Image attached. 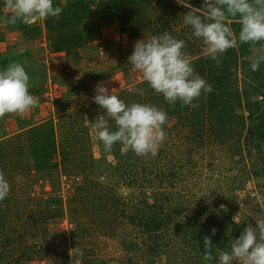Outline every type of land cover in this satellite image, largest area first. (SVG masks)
Instances as JSON below:
<instances>
[{"label": "rangeland", "instance_id": "1", "mask_svg": "<svg viewBox=\"0 0 264 264\" xmlns=\"http://www.w3.org/2000/svg\"><path fill=\"white\" fill-rule=\"evenodd\" d=\"M58 1L62 5L67 3V0ZM92 2V7H95L96 1ZM190 3L196 8L203 7V0H190ZM148 5L145 23H149V27L144 23H120L117 17L106 16L99 19L98 28L92 27L94 31H90L92 36L98 37H89L87 45L78 49L79 59L65 51H53L52 45L63 34V29H54L48 33L43 21L22 28H15L13 25L6 27L0 23V55L14 51L18 56L20 51L27 50L31 54L30 58L22 53L20 63L43 76L41 91L32 93L39 103L23 116L6 114L0 117V135L23 138L26 127L51 120L56 141L60 144L68 126V118L65 116L71 114L73 121L83 120L88 128L90 149L93 158L99 162L92 168L74 164L76 168H73L72 164L63 165L59 153L56 159L59 168L50 172L36 171L32 166L27 143L22 140L24 154H17L14 159L19 165L10 170V160H6L3 167L6 172L9 170L4 173L10 184L6 206L11 208L5 209L6 206L0 205L4 228L0 233V264H85L84 261L90 262L88 264H218L216 250L219 247H205L198 254L193 251L182 254L178 251L179 244L172 233H167L165 241H169L170 247L166 248L165 254L163 249L151 253L149 245L153 247L154 243L146 241L145 233L129 220L132 206L137 203L141 206L159 201L163 204L164 211H167V204L186 206L187 214H190L181 223L192 228L202 215H209L213 211L215 212L212 214L220 220L226 204L233 206L232 219L240 222L243 228L249 225L255 228L256 221L264 220V145L258 149L246 146V129L228 125L224 131H219L216 127L207 125L202 136L197 137L189 129L176 125V119L170 118L167 128H170L171 135L158 150V154L166 155V158L163 161L158 159V167L166 174L173 170L174 181L159 183L152 173L147 182H142L144 185L141 188L128 189L117 183L115 168L119 165L118 160L109 151H98V137L92 127L93 121L104 115V110L92 100L98 83H103L126 104H151L148 100L155 96L149 85H144L141 73L134 70L128 62L137 40L169 32L178 39L185 40L183 37H187L184 49L186 52L200 49L198 53L204 52L202 40L195 38L191 28L183 23V14L189 9L177 4L176 0H160L158 3L152 0ZM9 14L5 0H0V18ZM96 20L87 19L85 25L91 26ZM121 25L126 28L125 33L120 32ZM231 27L239 32L240 25L237 21H233ZM68 29L70 28L65 30ZM117 33L128 40H116ZM36 34L39 37L31 39ZM258 47L249 45V55L244 59L250 60ZM14 62H17L15 58L6 66L1 65L0 69ZM238 72L239 70L237 74ZM73 85L77 89L66 99L65 95ZM139 90H143V96L139 94ZM258 100L264 108V98ZM198 140H203V144ZM14 142L17 146L16 140ZM120 152L121 155L124 154V146H121ZM134 157L149 163L156 156L134 154ZM63 174L72 179L79 178L73 182L71 191H64L61 187L60 177ZM93 183L97 184L98 190L88 191L87 188ZM108 189L119 200L116 206L124 207L125 217L119 211L114 215V209L109 208ZM98 194H103V198L95 200L94 204L90 203L91 198H97ZM36 198H61V216L42 223L37 214L28 218L34 212L32 209L36 210ZM17 210L28 216L24 215L20 220L16 216ZM100 213L107 214L108 224L105 220L103 222L93 217ZM76 221L84 224L86 233L82 239L77 235V240L73 241L71 234ZM20 242L29 248L35 247L38 254L28 259L30 254L18 252ZM81 251L83 255L80 254ZM209 251L212 259L206 256ZM233 264L240 262L234 261Z\"/></svg>", "mask_w": 264, "mask_h": 264}, {"label": "trees", "instance_id": "2", "mask_svg": "<svg viewBox=\"0 0 264 264\" xmlns=\"http://www.w3.org/2000/svg\"><path fill=\"white\" fill-rule=\"evenodd\" d=\"M92 1L94 0H67V3L62 5L58 0H54L55 6L62 7V13L59 17H50L47 20H43L48 33L54 29L64 30L63 34L58 36L56 43L52 45L54 52L65 51L69 55L70 53L73 54L75 59H79L78 49L87 45L89 37H98L97 35L92 36L90 31H94L92 27L98 28V20L106 16L117 17L120 23L130 22L133 23V25L144 23V25L148 27L150 25L147 22L145 23V17H148L146 16L150 6L148 3L152 0H95L97 3L95 7H92ZM156 2L158 3L160 0H155V3ZM87 19L97 20L91 24V26H88L85 25ZM142 19H144V22ZM5 26L11 27V25ZM22 26L24 27L26 25L19 23L13 25L15 28H22ZM67 28L70 29L65 30ZM124 31L126 32V28L121 25L120 32L125 33ZM37 32L39 34L41 33L39 29ZM128 33L132 36L130 32ZM38 37V34H36L32 36L31 39ZM183 38H185V42H187V37ZM200 51L201 49L196 51L191 50L186 53L191 59ZM22 53H25V56L30 58L31 54L27 50L20 51L18 56L14 54V51L0 55V66H6L8 62L14 58L20 63L22 61ZM248 55L249 44H243L236 49H229L224 54L219 65H217L215 61L207 58V73L203 77L212 85L213 91L202 95L199 99L194 101L195 106H185L181 102L169 105L162 95L154 92L155 96H152L148 101L152 105L162 108L168 114V120L164 125L166 138L171 135L170 128H167L168 121L170 118H174L176 119V125L179 124L189 129L190 132L196 134L197 137L202 136L207 125L216 127L219 131H224L228 125H232L236 128L247 130L245 145L249 148L258 149V147L264 145V108L262 107V102L258 100V98H264V64L261 65L258 71L252 72L249 68L250 60L244 59ZM192 63L193 66H195L194 62ZM25 69L30 76L29 91L31 93L40 92L43 76H39L31 68ZM238 70L239 72L237 74ZM145 84L146 82H144V85ZM76 89L75 85L71 86L65 98L68 99L75 93ZM57 102L59 103V101ZM240 109L243 110L241 111ZM239 110L242 113H240ZM56 111L61 113L59 109ZM245 114L248 116H245ZM65 117L68 118V126L64 132L65 138L60 144L56 141L54 125L51 120L35 126L26 127L23 138H15L16 136L14 135L10 137L0 135V170H3L6 160H10V165H8V169L10 170H13V168L19 165V162L14 161V159L17 154H24L22 140H25L27 143L26 146L31 155L32 166L36 171L50 172L55 168H59V162L56 160L59 153L63 165L65 163L67 165L72 164L73 168H76L74 165L78 167L86 166L88 168L98 165L99 162L93 158V153L90 149L88 128L84 125L83 120L82 122H78L76 119L73 121L71 114ZM14 140H16L17 146L14 145ZM197 142L203 144V140H198ZM121 146L123 145L117 143L113 146L112 150L109 151L119 162V165L115 168L118 176L117 183L128 189L134 187L138 188L139 186L141 188L144 185L142 182H145V180L147 182L148 176L152 173L159 183L165 180L169 183H171L172 180L174 181L175 174L173 170H169L166 174L162 173V170L158 167V162L160 161L158 159L163 161L166 155L163 156L157 153L156 157L151 158L149 163H144L139 161L137 157L135 158L133 152L126 148L124 154L121 155ZM98 151L105 152L99 139ZM26 169L28 170V168ZM3 172L6 171L3 170ZM46 175L49 176V174ZM87 189L88 191L93 189L98 190L97 184L93 183ZM111 192V189L107 190V193L110 194L109 208L114 209V215L119 211L121 215L125 217L126 212L124 207L119 208L116 206L119 200ZM101 198H103V194H98L97 198L93 196L90 203L94 204L95 200ZM59 199L36 198L34 201L36 210L32 209L34 212L30 216L22 212L20 213L19 210H17L16 216L21 220L24 215L31 218L37 214L40 216L39 222L41 223L59 217L61 216V201L63 202L61 198ZM8 200L9 198L7 197L5 200L0 201V205L3 204L6 206ZM121 201L123 202L122 199ZM230 205L231 204H226L223 211L224 215L220 220L212 214L215 212L213 211L209 215H202L199 219L200 221L193 228L185 225L184 227L182 225L183 223H181V220L188 217L190 213L187 214L186 206L184 207L178 203L173 205L167 204V211H164V206L159 201L153 202L150 205L143 204L140 206L138 203L134 204L129 220L132 225L145 233L146 241L154 243L153 247L149 245V251H151V253H154L157 249H163L162 252H164V254L166 253V248L170 247L169 241H165V239H167V233H172L174 239L180 246H178V251L182 254H189L191 253L190 251H193L194 254H198L206 247L204 245L205 238L211 239V246H217L220 250H228L230 249L232 240L238 238L244 230L240 224L233 221L232 214L234 213V208ZM8 208L11 207H5V209ZM93 217L96 220L105 222L107 214H95ZM8 221L10 222V219H8ZM112 221L114 222L115 218H113ZM83 227L84 224L76 221L71 234L73 241L77 240V235L80 236L79 239L83 238L86 233V229ZM213 228L216 230L214 235L211 231ZM3 229V216L0 212V233ZM146 241L143 243L145 244ZM226 242L228 243L227 246ZM17 248L18 252L23 255L30 254L28 259L38 254V250H36L35 247L29 248L22 244V242L19 243ZM184 258L181 259L183 263L185 261ZM84 262L85 264L90 263L88 261Z\"/></svg>", "mask_w": 264, "mask_h": 264}, {"label": "clouds", "instance_id": "3", "mask_svg": "<svg viewBox=\"0 0 264 264\" xmlns=\"http://www.w3.org/2000/svg\"><path fill=\"white\" fill-rule=\"evenodd\" d=\"M176 3L189 9L183 14V23L191 28L195 38L202 40L205 55L217 65L229 49L243 44L259 46L250 58L252 72L264 64V0H203L202 8L193 7L190 0H176ZM5 7L10 14L0 18L4 25H33L59 17L63 11L62 7L55 6L54 0H5ZM233 21L240 25L238 33L231 27ZM184 49L185 40L164 32L137 40L128 62L169 105L181 102L195 106L194 101L212 92L213 87L196 72ZM29 88L30 76L22 63H10L0 69V117L23 116L34 108L39 100ZM94 91L92 100L104 110V115L96 118L92 127L104 150L111 151L119 143L137 156H156L166 139L167 112L147 103L126 104L103 83H98ZM139 94L143 96V90H139ZM9 192V181L0 170V201L5 200ZM256 222L255 228L245 227L239 237L232 240L230 249L216 250L218 264L234 261L264 264V220ZM211 231L214 235L216 230ZM211 243L210 238L204 239L206 248ZM206 256L213 258L210 251Z\"/></svg>", "mask_w": 264, "mask_h": 264}, {"label": "crops", "instance_id": "4", "mask_svg": "<svg viewBox=\"0 0 264 264\" xmlns=\"http://www.w3.org/2000/svg\"><path fill=\"white\" fill-rule=\"evenodd\" d=\"M207 58L205 52L198 53L191 58V61L194 62L196 72L202 77L207 73Z\"/></svg>", "mask_w": 264, "mask_h": 264}, {"label": "built area", "instance_id": "5", "mask_svg": "<svg viewBox=\"0 0 264 264\" xmlns=\"http://www.w3.org/2000/svg\"><path fill=\"white\" fill-rule=\"evenodd\" d=\"M119 39H122L124 42L127 41L128 39L127 38H124L123 35H120L119 33L116 34V40H119ZM140 79V77H138ZM140 81V80H139ZM55 92V91H54ZM57 92V91H56ZM56 94V93H54ZM79 178L78 177H75V178H71L70 176L68 175H61L60 177V181H61V187L64 191H71L72 187H73V182H76L78 181ZM63 191V192H64ZM64 194V193H63ZM62 198H63V195H62Z\"/></svg>", "mask_w": 264, "mask_h": 264}]
</instances>
